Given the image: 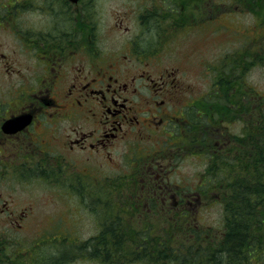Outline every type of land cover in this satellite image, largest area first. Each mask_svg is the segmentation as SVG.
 <instances>
[{
    "label": "flooded vegetation",
    "instance_id": "flooded-vegetation-1",
    "mask_svg": "<svg viewBox=\"0 0 264 264\" xmlns=\"http://www.w3.org/2000/svg\"><path fill=\"white\" fill-rule=\"evenodd\" d=\"M93 4L89 6L85 0L76 4L69 0H0V32L11 33L20 50L38 56L36 59L46 66L41 74L31 77L29 87L20 84L18 88H6L1 93L0 163L3 173L16 174L30 159L44 158L46 161L41 166L36 164L39 175L35 170L32 174L45 178L59 173V184H66L64 182L70 177L64 190L71 192L79 203L92 204L91 200L85 201L79 196L88 185L92 193L86 198H92L95 193L92 182L99 180L83 171L85 165L102 178L116 174L129 178L137 170L139 177L131 183L129 195L134 198L133 189L137 182L140 183L141 198L155 217L154 222L162 220L163 216L173 221L177 213L193 215L190 211L195 213L197 207L211 205L214 200L196 188L195 175L202 174L206 168L201 172L180 173L174 167L196 152L203 157L201 161L208 162L206 140L213 135L218 147L227 141L226 133H212L208 120L209 112L216 107L211 103V82L203 89L198 88L199 80L196 84L190 83L185 77L186 70L180 65L154 69V64L159 62L152 58L159 55L164 42L163 0H138V7L132 12L114 10L115 25L107 31H124L125 34L114 48L101 46L97 40L100 29L94 31L96 39L91 37L90 28L95 21L100 22L99 0L98 9ZM26 12L41 17L28 19ZM127 21L134 24L130 26ZM177 23L179 20L173 19L172 26ZM139 26L146 28L145 34L132 35L133 27ZM154 28H160V33L150 36ZM0 42L5 43L2 39ZM70 53L77 57L88 55L91 74L85 72L84 67L77 71L84 73L83 78L93 76L80 84L73 78L64 88L67 71L62 73V67ZM1 55L0 64L6 66L13 60L17 68L12 71L20 70L23 62L15 52L13 59L11 55ZM115 64L122 67L123 74L116 73ZM210 71V67L205 66L202 73L210 76ZM4 72L11 73L6 68ZM90 102H96L95 107H90ZM82 113L87 117L89 114L88 119L94 121L88 130L78 121ZM197 115H203L204 121L197 124ZM9 118H17V121L4 128ZM63 119H70L69 129L59 126ZM17 123L23 124L22 129L11 130ZM124 139H129L127 170L115 173V169H101L106 162L100 158L118 157L114 149L117 141ZM89 150L97 154L96 159L91 158L92 154L75 156L77 152ZM124 193L127 196V184ZM92 199L97 200L95 204L104 201L95 196ZM26 206L18 211L10 207V210L4 201L0 203V212H7L9 218L12 217L11 224L20 226L30 218L29 211L35 207L33 203ZM154 207L160 209L156 211ZM50 227L52 222L49 228L38 230L45 229L48 237H55L51 231L57 234V228L50 230ZM61 228L67 232L65 224L62 223ZM40 234L37 231L32 238Z\"/></svg>",
    "mask_w": 264,
    "mask_h": 264
},
{
    "label": "trees",
    "instance_id": "trees-1",
    "mask_svg": "<svg viewBox=\"0 0 264 264\" xmlns=\"http://www.w3.org/2000/svg\"><path fill=\"white\" fill-rule=\"evenodd\" d=\"M171 1L175 5L168 14L188 15L196 23L214 22L242 9L261 14L264 22V0ZM218 63L212 66L211 103L216 107L208 120L212 133H226L227 141L218 147L214 135L206 140L209 160L195 182L202 195L214 198L211 205L220 206V227L214 225L218 219L205 215L210 205L190 211L193 215L176 211L173 221L163 216L154 222L141 198L140 183L133 189L134 198L129 195L131 183L139 177L137 170L129 178L121 174L102 178L85 165L83 171L99 179L92 182L95 198L104 200L95 204L94 215H100L96 232L82 239L68 230L61 235L51 231L55 237H48V231L40 229L41 234L27 242L1 232L0 264H77L89 259L100 264H264V92L246 77L254 65L264 67V34L246 40L232 53L223 51ZM195 120L203 122L204 116ZM240 120L243 126L237 133L231 124ZM45 178L50 181L54 176ZM79 193L86 199L92 192L87 185Z\"/></svg>",
    "mask_w": 264,
    "mask_h": 264
},
{
    "label": "rangeland",
    "instance_id": "rangeland-1",
    "mask_svg": "<svg viewBox=\"0 0 264 264\" xmlns=\"http://www.w3.org/2000/svg\"><path fill=\"white\" fill-rule=\"evenodd\" d=\"M95 1L97 3H94ZM85 2H87L89 6L94 3L93 6H95V8L97 9L99 8L98 0H85ZM137 2L138 0H99L100 22L95 21L93 28H90L91 30L89 32L91 34V37L94 36L93 38L96 39L97 34H94V31L100 29V34L97 40H100L101 46H106L108 48L116 47L121 42L120 36L124 34V31H107L111 25H115L112 13L114 12V10H119L121 13L126 10L132 12L136 9V7H138V5L136 4ZM242 10L243 11L238 10L234 13L227 14L220 18V22L232 26L230 29H226L224 27V24H219V21H215L213 23H208L199 27H193L190 30L175 34V38L170 42V44L160 49L161 51L158 53L159 55L153 56L152 60L159 62L158 64H154V69H160L161 66L177 67V65H180L186 70L185 77H187V79L198 78V88L203 89L204 86L206 87L207 82H209L210 84V80L208 75H204L203 78L199 77L198 74L203 70L205 66H210V72L212 74L210 89L212 92V66H216L219 64L218 59L220 58L221 53L223 51H230V53H232L235 48H241V45L243 47L246 40H252L256 36L260 18L257 16V14L252 15L247 10ZM26 14L28 19L29 17L32 19H38V17H41L40 15L28 14V12H26ZM20 20H23L22 16H20ZM127 23L130 26L134 24L132 22L129 23L128 21ZM163 26L164 28L162 27V34L164 32L165 37V31L167 30V27L164 25V22ZM62 28L64 29V25ZM237 29H243L245 31L244 35L242 36L241 32H237ZM261 29H264V26H261ZM145 32L146 28H142L139 26L137 29L133 27L131 34L142 35V33L145 34ZM159 33L160 28L159 30H156L154 28L153 31L149 33V35L156 36L159 35ZM70 38L74 39V36H71ZM0 39L5 42H0V56H2V53H4L11 55L13 59L15 52V54L23 62L20 64V70L17 72L12 71L13 68H17V62L15 63L13 62V60H10V64H7L6 66L0 64L1 96V93L4 92V89L6 88H12L13 90L15 88H18L20 84H22L25 88L29 87V80L31 79V77L41 74L46 66L45 63L40 62L36 59L38 58V56H31V53H24L22 49L20 50L18 48V43L15 42V39L13 38L11 33L0 32ZM114 66L118 75L123 74V70L120 65L115 64ZM147 66L149 67L150 64ZM79 67H84L85 72L91 74L89 56L83 55L82 57H77V55L70 53V57L66 60V62L63 63L62 67V73L65 70L67 71V77L63 84L64 88L71 83L73 78H77L76 82L80 84L81 82L88 80L93 76L92 74L87 78H83L85 77L84 73H79V71H77L79 70ZM5 68L6 70H10L11 73L6 74L4 72ZM74 70L77 71V73ZM247 72L248 73L246 77L248 78V80L259 90L264 92V67L262 65H254ZM8 98H12V96H8ZM94 103L96 102H90L89 106L95 107ZM82 107L85 108L84 106ZM88 117H90L89 114ZM88 117L85 115L83 116L82 113L81 118L78 119L84 130H88L91 128V122H93L94 125V121L89 120ZM69 120L70 119H63L60 122L59 126L62 127L63 130L69 129L71 127ZM234 130L238 131V126H236ZM116 147L117 148L114 150L116 153H118V157L116 156L115 158H111L109 160H104V158L101 157L100 161L106 162L105 165L101 167V169L105 171H111L115 169V173H122L124 170H127V166L129 165H126V152L129 148V139L128 141L126 139L117 141ZM83 153L87 154V156L88 154H92L91 158L93 159L97 158V154H94L90 150L88 152H77L75 156L79 157L80 155H83ZM112 154L114 155L113 151ZM194 156L195 155H191V157L185 159L184 161H180L174 167V169L178 170L180 173H191L193 170L196 172L202 171L203 169L201 168L202 166H205V164H202L203 162H201L200 159H196V157ZM44 161L46 160L41 157L30 159L26 166L21 167L20 170L22 171L19 172L18 169L16 174H13L11 171L3 173L2 165L0 163V203L2 204L4 201H6L9 209L11 207L16 211H18V209L20 210L24 207H27L26 205H29L31 203L35 205V207L31 208L29 211L30 218L20 226L11 224L12 217L10 219L7 212H0V233L5 232L8 237H16L22 239L24 242H27L28 240L26 239H32L33 235L37 231H39L38 229L40 227H48L50 226L51 222L53 225L57 221H59L58 225L56 226L58 235L65 233V228H61L62 223L65 224L69 230L72 229V231H77L80 234L79 236L84 239L87 238L90 234L95 233V226L99 220L100 215H94L95 201L92 199L94 195L91 196L92 198L85 199V201H92L91 207L88 208L87 206L90 204L86 202L79 203L77 200H73L71 192H66L64 190V188L68 187L70 177L67 182H64L66 184H59V181H61V179L60 174L57 172V176H54L53 180L50 179L49 182L43 177L44 175L35 176L34 174H32L33 170H35V173L39 175L38 171L35 169L36 164L41 166ZM107 162H110L111 165L107 164ZM171 169H173V167H171ZM220 216V206H216L210 209L207 218L209 220L218 219L214 223V225L220 227ZM53 217L55 218L53 219ZM53 229V227H50V230ZM77 264L100 263L89 259L78 261ZM168 264L181 263L169 262Z\"/></svg>",
    "mask_w": 264,
    "mask_h": 264
}]
</instances>
